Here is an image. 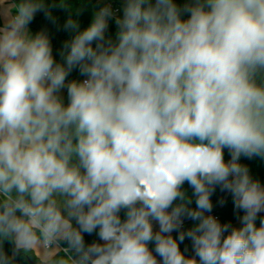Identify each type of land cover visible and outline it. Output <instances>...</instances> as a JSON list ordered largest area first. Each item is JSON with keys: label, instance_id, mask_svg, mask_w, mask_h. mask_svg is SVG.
I'll return each mask as SVG.
<instances>
[{"label": "clouds", "instance_id": "clouds-1", "mask_svg": "<svg viewBox=\"0 0 264 264\" xmlns=\"http://www.w3.org/2000/svg\"><path fill=\"white\" fill-rule=\"evenodd\" d=\"M264 0H0V264H264Z\"/></svg>", "mask_w": 264, "mask_h": 264}, {"label": "trees", "instance_id": "trees-1", "mask_svg": "<svg viewBox=\"0 0 264 264\" xmlns=\"http://www.w3.org/2000/svg\"><path fill=\"white\" fill-rule=\"evenodd\" d=\"M253 168L260 174L264 175V165H261L258 162H253Z\"/></svg>", "mask_w": 264, "mask_h": 264}]
</instances>
